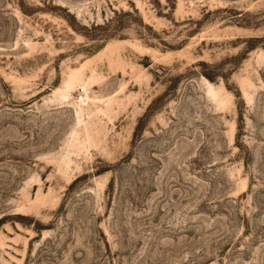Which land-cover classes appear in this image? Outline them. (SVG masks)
<instances>
[{
  "label": "rangeland",
  "instance_id": "1",
  "mask_svg": "<svg viewBox=\"0 0 264 264\" xmlns=\"http://www.w3.org/2000/svg\"><path fill=\"white\" fill-rule=\"evenodd\" d=\"M0 264H264V0H0Z\"/></svg>",
  "mask_w": 264,
  "mask_h": 264
},
{
  "label": "trees",
  "instance_id": "2",
  "mask_svg": "<svg viewBox=\"0 0 264 264\" xmlns=\"http://www.w3.org/2000/svg\"><path fill=\"white\" fill-rule=\"evenodd\" d=\"M208 78H210V79H212V77L210 76V75H207V74H205Z\"/></svg>",
  "mask_w": 264,
  "mask_h": 264
}]
</instances>
